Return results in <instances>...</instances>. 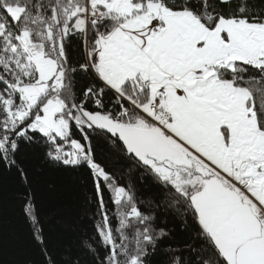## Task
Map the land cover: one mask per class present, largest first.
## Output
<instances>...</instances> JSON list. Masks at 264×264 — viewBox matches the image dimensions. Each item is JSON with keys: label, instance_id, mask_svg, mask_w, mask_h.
I'll list each match as a JSON object with an SVG mask.
<instances>
[{"label": "snow or ice", "instance_id": "1", "mask_svg": "<svg viewBox=\"0 0 264 264\" xmlns=\"http://www.w3.org/2000/svg\"><path fill=\"white\" fill-rule=\"evenodd\" d=\"M26 152L91 193L75 250ZM0 170L43 264H264V0H0Z\"/></svg>", "mask_w": 264, "mask_h": 264}, {"label": "trees", "instance_id": "2", "mask_svg": "<svg viewBox=\"0 0 264 264\" xmlns=\"http://www.w3.org/2000/svg\"><path fill=\"white\" fill-rule=\"evenodd\" d=\"M24 159L29 167L31 188L35 191L40 216L44 221L45 235L49 246L62 253L67 246L75 250L82 230L89 228V216L85 215L86 199L91 193L79 186L76 176L43 162L33 152H26ZM101 161L112 171H126L127 162L116 158ZM148 194L145 185H138ZM154 191V189H152ZM25 191L19 176L14 171L0 170V264H43L40 247L32 233L21 207V195ZM169 226H172L169 217ZM183 239L180 233L174 243ZM162 255L153 258V264H162Z\"/></svg>", "mask_w": 264, "mask_h": 264}]
</instances>
